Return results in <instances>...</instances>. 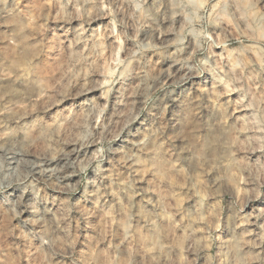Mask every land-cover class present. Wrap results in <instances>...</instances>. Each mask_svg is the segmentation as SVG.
<instances>
[{
  "label": "clouds",
  "instance_id": "1",
  "mask_svg": "<svg viewBox=\"0 0 264 264\" xmlns=\"http://www.w3.org/2000/svg\"><path fill=\"white\" fill-rule=\"evenodd\" d=\"M0 264H264V0H0Z\"/></svg>",
  "mask_w": 264,
  "mask_h": 264
}]
</instances>
